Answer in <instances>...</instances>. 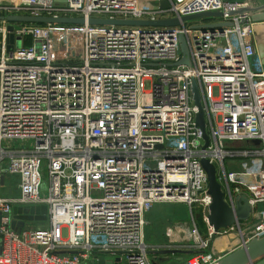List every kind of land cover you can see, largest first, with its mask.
I'll list each match as a JSON object with an SVG mask.
<instances>
[{
    "label": "built area",
    "instance_id": "built-area-1",
    "mask_svg": "<svg viewBox=\"0 0 264 264\" xmlns=\"http://www.w3.org/2000/svg\"><path fill=\"white\" fill-rule=\"evenodd\" d=\"M167 2L168 9L153 10L158 0H68L65 7L53 0H0V190L2 179L18 178V197L0 196V264H96L104 255L121 264V256L125 264H153L144 229L155 205L183 204L191 213L198 207L207 224L212 200L202 160L214 166L229 207L237 196L248 198L253 237L264 236V63L253 43L255 24L249 15L226 14L244 4ZM207 12L222 17L173 28L87 24ZM9 16L86 24H13ZM216 23L231 26L199 28ZM64 33L75 35L69 48L58 39ZM180 36L190 66H176ZM193 81L206 148L195 123ZM29 142L33 148L25 147ZM27 206L46 207V228L12 225L13 209ZM234 228L208 229L215 236ZM189 232L200 244L180 264H214L194 223Z\"/></svg>",
    "mask_w": 264,
    "mask_h": 264
},
{
    "label": "water",
    "instance_id": "water-1",
    "mask_svg": "<svg viewBox=\"0 0 264 264\" xmlns=\"http://www.w3.org/2000/svg\"><path fill=\"white\" fill-rule=\"evenodd\" d=\"M68 0H53L54 7H65ZM77 1V0H71ZM146 1H157V0H146ZM223 2L231 3H247L248 5L240 9H234L227 12L229 15H249L251 21L255 24H264V0H222ZM169 5L167 0H158V5L151 7L153 10L168 9ZM150 9V8H148ZM222 17L221 12H207L198 15L186 16L181 19L172 18L167 20H158V21H132V20H108V19H95L91 18L87 21L89 26H114V27H141V26H150V27H162V28H173L185 25L186 23L199 19V18H217ZM5 18L0 17V21ZM8 23L13 24H57V25H85L86 22L83 18H47V17H30V16H9L6 18ZM230 23H216L207 26L199 27L203 31L205 29H219L220 32L223 31V28L230 27ZM198 27H192L196 29ZM10 43L12 42V37L9 36ZM180 51L182 58L176 64L190 66V61L188 58L189 50L186 44L184 36L179 37ZM17 46H19V40H17ZM264 63V61H262ZM191 93L194 105L197 108V114L195 117L196 126L202 131L203 139L206 142L204 148L208 145V137L205 132V119L204 111L201 105V97L198 90V86L195 81L191 85ZM253 144L258 145V141H253ZM201 165L207 175L208 182V194L211 197V205L208 207V213L206 215L207 224L212 228L213 232L217 234L220 230H228L232 226H235L239 232H241L240 224L245 223L251 220L252 207L249 204L248 198L245 195H240L235 198V208L232 209L224 201V194L222 192L220 184L217 182L215 177V168L207 160H202ZM20 210L17 208L13 209L12 215L14 219H19L23 221L31 220H45L46 219V207L45 206H36L29 208V216L19 217L16 216L17 212ZM42 214V217H36L34 215ZM14 225V222L12 223ZM243 239V238H242ZM74 254V252H69ZM192 251L188 249H179V248H165V249H154L148 251L149 256H168V255H180L176 259L177 262L183 261V258L187 255H190ZM158 261H165V259H158ZM157 262V261H156ZM153 260V264H156ZM91 264H94L91 262ZM96 264H121L120 259L116 258L114 263L110 261H98ZM215 264H264V236L262 237H253L248 241L242 242L240 248L235 249L234 251L223 256Z\"/></svg>",
    "mask_w": 264,
    "mask_h": 264
},
{
    "label": "crops",
    "instance_id": "crops-1",
    "mask_svg": "<svg viewBox=\"0 0 264 264\" xmlns=\"http://www.w3.org/2000/svg\"><path fill=\"white\" fill-rule=\"evenodd\" d=\"M231 3V2H228ZM244 4L247 3H236ZM200 22V21H197ZM203 25L202 23L195 24ZM253 43L256 49V53L264 61V24L254 25V36ZM5 179H2L1 183L3 184L2 189L5 186ZM0 190V193H1ZM1 196V195H0ZM4 198H12L10 196H2ZM170 204H158L155 205L146 215L147 228L144 229V239L145 244L147 245L149 251L154 249H167V248H179V249H188L193 253L198 249L200 241H194L190 237L191 228L189 222L182 219L181 216H178L177 212L172 211L173 209L166 208L165 206ZM179 209V205H177ZM263 207V206H262ZM264 209V207L262 208ZM167 210V213L161 215V211ZM172 211V212H171ZM256 220L251 219L245 223L240 224L241 232L234 228L222 235H213L209 234V227L203 221L202 225V235H200L201 240L208 241V250L207 253L212 256L213 263H217L223 256L234 251L241 247L243 239L248 241L253 238V229H255ZM195 226V225H194ZM154 228V229H152ZM152 229V230H151ZM150 231V232H149ZM155 233L153 237L151 235ZM149 233V234H148ZM249 235L250 238L246 237ZM243 238V239H242ZM187 255L183 258V261L177 262L176 259L180 255H168V256H149V259L153 263L155 260L156 264H180L191 257ZM158 259H165V261H158Z\"/></svg>",
    "mask_w": 264,
    "mask_h": 264
},
{
    "label": "rangeland",
    "instance_id": "rangeland-1",
    "mask_svg": "<svg viewBox=\"0 0 264 264\" xmlns=\"http://www.w3.org/2000/svg\"><path fill=\"white\" fill-rule=\"evenodd\" d=\"M188 23L192 24L193 20L188 22ZM74 38H75V35H73L71 33H64V34H61L60 36H58V39L60 41H62V46L68 47V48L76 43ZM26 43L30 44V41L27 40ZM145 87H146V89H148L147 83H146ZM20 146H21L20 143H14L13 144L14 148H19ZM25 147L26 148H33V143L29 142V143L25 144ZM40 174H41V180H42L41 193H42V195H46L48 184H49L48 170H47L46 162L42 163ZM17 185H18V178L16 176L6 177L5 186H4V189L1 190L0 195L1 196L6 195V196H10L12 198L18 197ZM177 205H179V209H178ZM30 207H32V206H27L26 208L19 209L20 211L17 212L16 216H19V217L29 216V208ZM33 207H35V206H33ZM165 207L169 208V209H173L172 211L177 212L178 216H181L182 219L186 220V222H189L191 226H193V223H194L195 227L197 228V230L199 232V235H202L203 213H202L200 208L197 207L196 209L193 210V213H191L190 210L188 209V207H186L183 204H170V205H167ZM164 212L167 213L168 211L167 210L161 211V215H163ZM34 216L42 217L43 215L39 213V214L34 215ZM45 216L47 217V213L45 214ZM47 221H48L47 218L44 221L43 220L23 221V220H19V219H14V224H15V227L18 231H20L21 229H23L25 227L28 229H43V228H46L48 226ZM145 221H146V216H145ZM147 225L148 224L146 222L145 228H147ZM152 229H154V228H152ZM154 234L155 233L151 232V235L153 237H155ZM246 237L250 238L249 235H246ZM104 258L106 261H113L116 259V257L109 256V255H104ZM121 261H122V264H125L124 256H121Z\"/></svg>",
    "mask_w": 264,
    "mask_h": 264
}]
</instances>
